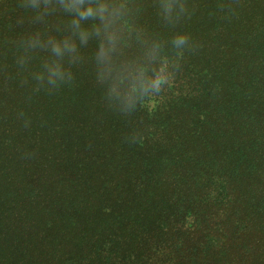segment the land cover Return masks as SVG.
Wrapping results in <instances>:
<instances>
[{"label":"trees","instance_id":"trees-1","mask_svg":"<svg viewBox=\"0 0 264 264\" xmlns=\"http://www.w3.org/2000/svg\"><path fill=\"white\" fill-rule=\"evenodd\" d=\"M0 264H264V0H0Z\"/></svg>","mask_w":264,"mask_h":264}]
</instances>
